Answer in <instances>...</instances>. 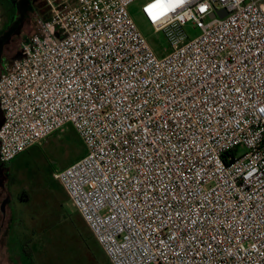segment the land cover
I'll use <instances>...</instances> for the list:
<instances>
[{
	"label": "built area",
	"instance_id": "built-area-1",
	"mask_svg": "<svg viewBox=\"0 0 264 264\" xmlns=\"http://www.w3.org/2000/svg\"><path fill=\"white\" fill-rule=\"evenodd\" d=\"M45 1L0 74V163L70 125L53 178L110 264H264V0H149L163 56L137 0Z\"/></svg>",
	"mask_w": 264,
	"mask_h": 264
},
{
	"label": "rangeland",
	"instance_id": "rangeland-1",
	"mask_svg": "<svg viewBox=\"0 0 264 264\" xmlns=\"http://www.w3.org/2000/svg\"><path fill=\"white\" fill-rule=\"evenodd\" d=\"M148 1L137 0L130 5L129 13L155 54L163 56L169 51L166 38L148 24L141 11ZM50 17V8L45 0L0 2V74L10 66V50L19 53L22 37L35 33L38 24ZM21 23L24 26L20 33L9 40ZM184 31L190 38L199 34L190 23L185 25ZM85 152L76 131L68 125L63 131L55 132L33 146L14 163L20 177L14 179L11 194L14 199L19 192L28 196L19 207L23 212L24 229H30L26 238L36 236L35 241L39 243L36 259L40 264H110L63 187L53 178V173L67 168ZM6 208L7 204L4 210ZM22 253L24 264H36L27 256L30 253L27 248L23 247Z\"/></svg>",
	"mask_w": 264,
	"mask_h": 264
},
{
	"label": "crops",
	"instance_id": "crops-1",
	"mask_svg": "<svg viewBox=\"0 0 264 264\" xmlns=\"http://www.w3.org/2000/svg\"><path fill=\"white\" fill-rule=\"evenodd\" d=\"M25 37L23 36L22 40ZM32 147L25 150L11 162L6 164L0 163V264H24L23 247L29 250L30 253L27 256L31 258L33 263L40 264L36 259V249H38L39 243L35 241L36 236L30 239L26 238L30 229H24L25 224L22 222L23 212L19 207L23 201L28 199V196L24 192H19L17 193L18 196L14 199L11 194L14 179L20 175L16 171L14 163L18 157ZM7 164H10V166L7 167ZM5 199H7V208L2 212L1 205Z\"/></svg>",
	"mask_w": 264,
	"mask_h": 264
},
{
	"label": "bare ground",
	"instance_id": "bare-ground-1",
	"mask_svg": "<svg viewBox=\"0 0 264 264\" xmlns=\"http://www.w3.org/2000/svg\"><path fill=\"white\" fill-rule=\"evenodd\" d=\"M181 0H159L153 7V11L160 13L166 9H175L179 6ZM156 9V10H155Z\"/></svg>",
	"mask_w": 264,
	"mask_h": 264
},
{
	"label": "flooded vegetation",
	"instance_id": "flooded-vegetation-1",
	"mask_svg": "<svg viewBox=\"0 0 264 264\" xmlns=\"http://www.w3.org/2000/svg\"><path fill=\"white\" fill-rule=\"evenodd\" d=\"M14 2H15V1H14ZM23 26H24L23 23H21V24L18 26V28H16V30L12 32V35H11V37H10L9 40H11V38H13L15 35H18V34L20 33V30H21V28H22ZM17 29H19L18 32H16ZM9 54H10V56H9V63L12 64L13 61L15 60V58H16L17 56H19V53H17L15 50H12V51L9 52Z\"/></svg>",
	"mask_w": 264,
	"mask_h": 264
},
{
	"label": "water",
	"instance_id": "water-1",
	"mask_svg": "<svg viewBox=\"0 0 264 264\" xmlns=\"http://www.w3.org/2000/svg\"><path fill=\"white\" fill-rule=\"evenodd\" d=\"M225 15H226V12H225L224 10H221L220 12H218V16H219L220 18L224 17ZM210 17L213 18L214 15L212 14ZM18 31H19V29H17V32H18ZM16 59H19V56H17V57L15 58V60H16ZM6 203H7V199H5V200L3 201V203H2V205H1V211H2V212H4V206H5Z\"/></svg>",
	"mask_w": 264,
	"mask_h": 264
},
{
	"label": "trees",
	"instance_id": "trees-1",
	"mask_svg": "<svg viewBox=\"0 0 264 264\" xmlns=\"http://www.w3.org/2000/svg\"><path fill=\"white\" fill-rule=\"evenodd\" d=\"M6 0H0V2L3 4L4 2H5ZM11 8V7H10ZM14 11V10H13ZM2 112H1V110H0V119H1V121H2ZM1 123V122H0Z\"/></svg>",
	"mask_w": 264,
	"mask_h": 264
}]
</instances>
